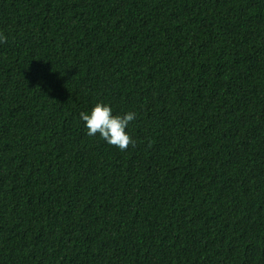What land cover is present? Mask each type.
<instances>
[{
	"label": "trees",
	"instance_id": "trees-1",
	"mask_svg": "<svg viewBox=\"0 0 264 264\" xmlns=\"http://www.w3.org/2000/svg\"><path fill=\"white\" fill-rule=\"evenodd\" d=\"M0 33V264H264V0H0Z\"/></svg>",
	"mask_w": 264,
	"mask_h": 264
},
{
	"label": "clouds",
	"instance_id": "clouds-1",
	"mask_svg": "<svg viewBox=\"0 0 264 264\" xmlns=\"http://www.w3.org/2000/svg\"><path fill=\"white\" fill-rule=\"evenodd\" d=\"M6 42L7 37L0 33V43ZM136 117L137 114L133 111L124 115H113L111 106L105 103H96L90 113H80V118L85 122L88 130L87 135L95 136L98 133L108 144L121 151L127 150L129 145H135L126 128Z\"/></svg>",
	"mask_w": 264,
	"mask_h": 264
}]
</instances>
